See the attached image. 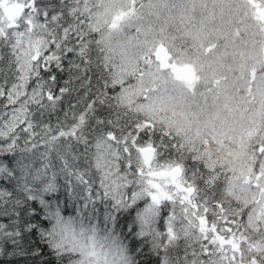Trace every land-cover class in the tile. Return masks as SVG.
<instances>
[{
    "label": "snow or ice",
    "instance_id": "obj_1",
    "mask_svg": "<svg viewBox=\"0 0 264 264\" xmlns=\"http://www.w3.org/2000/svg\"><path fill=\"white\" fill-rule=\"evenodd\" d=\"M25 254L264 264V0H0V256Z\"/></svg>",
    "mask_w": 264,
    "mask_h": 264
},
{
    "label": "trees",
    "instance_id": "obj_2",
    "mask_svg": "<svg viewBox=\"0 0 264 264\" xmlns=\"http://www.w3.org/2000/svg\"><path fill=\"white\" fill-rule=\"evenodd\" d=\"M58 85L63 86V82L65 79L68 78L67 73H59L58 74ZM78 86V85H77ZM55 120V114L53 115V121ZM37 242V237L29 236L25 241V247L29 244H34ZM12 246L9 245L8 252H12ZM45 259H51L50 257H45ZM0 264H33L31 257L27 254L25 255H7V256H0Z\"/></svg>",
    "mask_w": 264,
    "mask_h": 264
}]
</instances>
